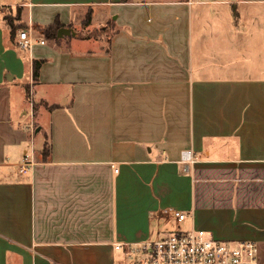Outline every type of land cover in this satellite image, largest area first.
<instances>
[{
	"label": "crops",
	"instance_id": "1",
	"mask_svg": "<svg viewBox=\"0 0 264 264\" xmlns=\"http://www.w3.org/2000/svg\"><path fill=\"white\" fill-rule=\"evenodd\" d=\"M173 211L264 264V0H0V264H121Z\"/></svg>",
	"mask_w": 264,
	"mask_h": 264
},
{
	"label": "built area",
	"instance_id": "2",
	"mask_svg": "<svg viewBox=\"0 0 264 264\" xmlns=\"http://www.w3.org/2000/svg\"><path fill=\"white\" fill-rule=\"evenodd\" d=\"M37 43L43 45L44 41L40 39ZM32 44L33 39L28 31H18L16 47L20 51H29ZM29 101L27 128L32 135L34 127L30 95ZM189 158V152L182 153V161H189ZM33 165L30 151L20 164L19 172L24 174ZM171 213L177 224L189 216L180 211ZM113 250L122 257L121 264H256L257 258V247L252 241H219L200 230L174 231L156 240L116 243Z\"/></svg>",
	"mask_w": 264,
	"mask_h": 264
},
{
	"label": "trees",
	"instance_id": "3",
	"mask_svg": "<svg viewBox=\"0 0 264 264\" xmlns=\"http://www.w3.org/2000/svg\"><path fill=\"white\" fill-rule=\"evenodd\" d=\"M60 28H61L60 26L54 25V26H48L45 28H39L38 30L45 37L50 38V39H56V32ZM40 66H41V61H34L32 63V81H36ZM49 154H50L49 146L45 144L41 151L42 160L44 161L48 160Z\"/></svg>",
	"mask_w": 264,
	"mask_h": 264
},
{
	"label": "rangeland",
	"instance_id": "4",
	"mask_svg": "<svg viewBox=\"0 0 264 264\" xmlns=\"http://www.w3.org/2000/svg\"><path fill=\"white\" fill-rule=\"evenodd\" d=\"M100 33H101L100 30L97 29V30L93 31L91 33V35L96 37V36L100 35ZM84 34H88V31L85 32ZM88 47L89 48L90 47L93 48V46L91 44H88ZM34 150H35V147H34ZM189 230H190L189 229V222L187 220H185V221H183L181 223H178V224L174 223V224L170 225V227L168 229H165L164 232H162V231L161 232L163 234L167 235L168 233H171V232H174V231L186 232V231H189ZM153 239H155V238H153ZM117 261L118 262L122 261V257L121 256H117Z\"/></svg>",
	"mask_w": 264,
	"mask_h": 264
},
{
	"label": "water",
	"instance_id": "5",
	"mask_svg": "<svg viewBox=\"0 0 264 264\" xmlns=\"http://www.w3.org/2000/svg\"><path fill=\"white\" fill-rule=\"evenodd\" d=\"M74 35L70 29L61 28L57 31L56 37L62 38L63 36Z\"/></svg>",
	"mask_w": 264,
	"mask_h": 264
}]
</instances>
